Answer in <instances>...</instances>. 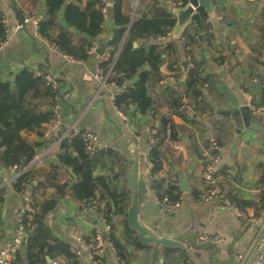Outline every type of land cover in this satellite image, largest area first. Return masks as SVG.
<instances>
[{
	"label": "crops",
	"instance_id": "0c3cea01",
	"mask_svg": "<svg viewBox=\"0 0 264 264\" xmlns=\"http://www.w3.org/2000/svg\"><path fill=\"white\" fill-rule=\"evenodd\" d=\"M16 2L25 20L38 21L45 11V0ZM105 2L107 6L102 11L85 17L71 0L61 15V23L66 29L77 36L94 37L93 45L97 50L85 62L70 61L52 49L51 45L39 38L34 24L20 32H12L10 44L0 54V101L7 108L20 113L21 128H45V140L50 146L37 156L42 158L41 168L52 165L58 150H52L53 146L62 138L66 127L77 123L78 131L97 135L104 146L118 150L124 157L120 146L127 139L124 149L129 151L132 159L137 160L139 178L146 183L152 165L147 160L151 144L149 142L148 145L145 139L150 126L157 120L148 117L132 122L128 116H123L114 105L115 96L123 90L107 83L103 85L98 80L101 74L99 65L107 60L117 62L130 31V28L113 25L111 8L114 0ZM11 7L10 0H0V13L12 29L18 22ZM208 15L214 37L203 43L201 48L191 50L192 56H182V62L189 64L194 58L204 65L206 75L217 80L215 91L212 94L205 92L204 98L215 112L187 125L186 134L192 138L190 141L188 137L184 138L189 145L183 143L176 146L182 154L183 167L188 170L180 183L174 182L182 194L179 207L174 210L160 207L147 183L148 194L143 199L158 210L139 204L140 224L160 238L182 244L186 251L165 250L154 245L146 246L149 247L148 251L129 249V256L133 258L131 264H191L197 260V256H200L198 261L201 264H206L208 257L215 253L213 261L216 263L252 264L257 242L264 237V207H256L264 199L260 194L264 189V111H258L264 108L258 109L262 106L264 89L255 83V80H264V67L258 62L264 38V0H214ZM162 41L164 39L159 44ZM157 43L148 41L147 45ZM102 47L104 55L99 57L97 53ZM183 64L177 67L181 70H177L174 76L169 68L162 69L166 76L163 86L168 88L186 81L190 65L184 69ZM244 108L252 111L251 127L236 135L235 123L220 117L218 113L238 112ZM195 111L190 109L189 116L195 117ZM167 112L168 108H161L159 114L165 115ZM52 116L59 117L62 125L49 132L47 126ZM241 118L246 123L247 114L242 113ZM174 122L183 127L179 119L176 118ZM221 123L229 131L224 147L219 149L221 160L218 172L223 177L220 185L235 202L252 205L251 209L239 207L256 218L255 226L243 227L234 215L220 213L215 205L205 204L199 198L204 190V169L200 164L201 158L205 157L202 138H211L216 143L223 128ZM127 166L128 171L131 168L129 162ZM179 171L178 167L173 168L174 173L178 174ZM98 173L104 175V168H100ZM15 174L16 171H7L0 166V198L4 199L0 204V255L13 237L12 221L24 204V198L12 186L6 185L15 178ZM57 179L59 183H72L74 180L67 168L59 170ZM40 180L47 181L43 175ZM183 183L189 192H182ZM28 192H32L30 187ZM46 192L47 195L53 193L52 190ZM130 196L132 199L131 192ZM48 226L55 237L74 246L77 245L76 237L90 234L96 227V219L67 199L62 202L58 215L48 220ZM98 228L105 237L106 227L100 225ZM203 236L211 238L212 242L202 243L200 238ZM119 237H122L121 231ZM134 237L138 240L135 233ZM211 246H215L216 250H199L200 247ZM106 259L108 264H119L110 251H107ZM84 264H91L88 258H85Z\"/></svg>",
	"mask_w": 264,
	"mask_h": 264
},
{
	"label": "trees",
	"instance_id": "16d2710c",
	"mask_svg": "<svg viewBox=\"0 0 264 264\" xmlns=\"http://www.w3.org/2000/svg\"><path fill=\"white\" fill-rule=\"evenodd\" d=\"M132 2L133 0L113 2V25L117 28H130V31L118 61H103L99 65L100 75L107 78L106 83L109 86L123 90L116 95L114 103L119 113L128 116L132 122L148 117L157 120L150 126L149 135L145 139L148 145L149 142L151 144L147 155V160L152 165L150 189L160 207L168 204L180 205L182 194L177 191L174 182H179L188 170L183 167V157L176 150V146L183 145L184 137L191 140L192 137L185 131L187 125L198 122L201 116L214 114L212 106L204 98L205 92L212 94L215 91L217 80L206 75L204 65L193 58L189 62L190 71L184 83L168 88L160 87L166 78L162 69L169 68L174 76L177 70H181L176 66L183 64L182 56H192L191 50L195 51L203 43L210 41L214 32L208 13L201 9L194 16L192 27L182 36L181 41H175L172 35L177 19L172 12L176 7H185L188 0H139L134 18ZM70 3L71 0H45V11L38 18L37 34L64 56L85 62L89 59L91 49L95 47L94 37L77 36L63 26L61 15ZM169 3H174L176 7L168 5ZM74 4L85 17L102 11L107 6L105 0H74ZM4 20L0 13V45L5 39ZM201 33H207L206 38H202ZM161 39L164 41L159 44ZM148 41L158 43L147 45ZM141 42L144 43L139 45ZM262 96V106L258 109L264 107V94ZM161 108H168L167 114L160 115ZM192 108L196 110L195 117L189 116ZM55 116H52V120ZM19 118V112L7 108L0 101V166L7 171L20 172L22 175L11 186L16 193H28L34 200L33 212L26 216L24 222V250L14 256L11 264H78L72 255L75 245L55 237L48 226V220L58 215L62 202L67 199L79 205L80 210L96 208L90 213L96 219V227L90 234L81 235L87 245H94L95 233L103 223L110 229L108 239L114 246L119 264H131L133 258L129 256V249L148 251L149 247L142 246L135 239L127 224L131 205L130 191L125 181L127 157L121 156L114 148L90 155L81 135H76L60 141L52 165L31 168L37 156L49 149L50 143L45 140V128H21ZM176 118L183 123V127L174 122ZM221 127V136L215 140L219 148L224 147L229 131L222 123ZM168 133L170 143L167 142ZM202 140L205 157L201 158L200 164L205 171L211 164L210 158L218 153L211 151V144L214 143L211 138L203 136ZM206 151L210 153L206 155ZM165 166L168 167L167 170ZM175 166L181 170L178 174L173 172ZM102 167L104 175L98 173ZM61 168H67L71 172L74 179L72 183L58 182L57 176ZM41 175L47 181L41 182ZM29 187L31 193L28 192ZM220 187L241 209L252 208L249 203L235 202L228 191L221 185ZM46 190H52L53 193L47 195ZM3 202L1 197L0 204ZM261 205L264 207V199L261 200ZM119 231L122 237H119ZM95 262L108 264L106 255L95 258Z\"/></svg>",
	"mask_w": 264,
	"mask_h": 264
},
{
	"label": "built area",
	"instance_id": "2783aa9c",
	"mask_svg": "<svg viewBox=\"0 0 264 264\" xmlns=\"http://www.w3.org/2000/svg\"><path fill=\"white\" fill-rule=\"evenodd\" d=\"M169 5L172 7H176L174 3H169ZM32 24H34V26L38 29V21L35 19H26L24 26L16 25V27L11 29L8 27V22L4 20L3 27L5 29V39L3 43L0 45V54L10 44V41L12 38V32H20L23 29L28 28V26ZM206 36H207V33H201L202 38H206ZM52 49L58 51L55 47H52ZM96 50H97L96 47H93L90 51V54L95 53ZM65 57L66 59L70 61H75L70 57H67V56ZM258 62L260 66L264 67V38H263L262 47H261V50L258 56ZM98 80L102 82L103 85H105L107 78H103L99 74ZM50 83L52 84L51 81ZM255 83L264 89V80L263 81L255 80ZM258 111H264V108ZM61 125H62V122L60 118L56 117L54 120L49 122L47 126V130L51 132L55 128H60ZM65 130L66 131H64V135L62 136L60 140H58L55 143L52 150H55L56 148L59 147L61 140L65 138H72L73 136H76V135H81L85 148L90 155H95L102 151L111 149L108 146H104L100 142L99 138L93 133L88 132V131H83V132L78 131L77 123L73 124L69 128L66 127ZM167 142L168 143L171 142L169 133L167 137ZM211 145H212L211 151L217 152L218 154L210 158L211 164L206 168V170L203 173L204 190L200 194L199 198L205 204L215 205L220 213H227V214L234 215L242 222L243 227L251 226V225L255 226V224H257L256 218L252 214L242 211L235 203H233V201L229 197H227L224 194L223 190L219 186L220 185L219 183L223 180L222 175L219 174L218 172V164L220 163V160H221V155H220V150H219L220 148L215 143H212ZM176 150L179 151L178 148H176ZM209 153H210L209 151H206V155H208ZM33 167H37V168L42 167V158H36L31 168ZM151 171L152 170H150L149 178L147 180V185L149 186L152 184ZM21 175L22 174L20 172H16L15 178H12L11 181L7 183L6 185L11 186ZM215 175L216 177H214ZM176 189L179 191V188L177 186H176ZM260 194L264 196V189L260 192ZM20 196L24 198V204L19 210V212L13 218V221H12V228L14 231L13 237L6 244L3 252L0 255V264H11L14 256L18 253H21L25 247L26 231H25L24 222H25L26 216L29 213L33 212L34 200L32 199L31 195L28 193L20 194ZM259 205H261V202H259V204H256L257 207ZM177 207H179V205H173V204L166 205V208L169 210H174ZM94 208L95 207L87 210V212L88 213L93 212ZM100 225L105 226L103 223H101ZM105 227H106V236L104 237L101 235L100 229L97 230L95 233V240H94L93 246L87 245L84 239L82 238V236L76 237L77 245H75V248L72 249V255L78 264H84L85 258H88L91 264H97L95 262V258L103 257L107 255V251L112 252L115 256L114 246L108 239V234H109L110 229L107 226ZM200 240L202 243L212 242L211 238L207 236L201 237ZM116 260L119 263V260L117 258ZM53 264H58V263L56 262ZM252 264H264V237L261 238L257 242L256 253L252 261Z\"/></svg>",
	"mask_w": 264,
	"mask_h": 264
},
{
	"label": "water",
	"instance_id": "95a60500",
	"mask_svg": "<svg viewBox=\"0 0 264 264\" xmlns=\"http://www.w3.org/2000/svg\"><path fill=\"white\" fill-rule=\"evenodd\" d=\"M214 0H188V3L185 7L182 9H173V15L177 19V24L175 26L172 38L175 41H181L182 36L188 31L192 25H193V18L198 13L199 10L203 9L206 12L209 13L210 8L213 6ZM12 5V11L15 14L16 21L18 22L19 26H24L25 23V17L19 13V10L17 9V2L16 0H10ZM139 0H133L131 4V10L133 11V18L136 15V11L138 8ZM41 8H43V4L41 5ZM212 15V14H210ZM135 48H138V45H135ZM99 57H103L104 55V49L103 47L99 52L97 53ZM118 61V60H117ZM184 69H187L188 64H183ZM242 113L247 114V121L245 123L244 120H242ZM220 117L231 119L236 127V135H241V133L246 129L251 127L252 122V111L250 108H244L238 112H228V111H221L218 113ZM243 121V122H242ZM243 123L245 126H243ZM183 143L186 145H189V142L183 138ZM127 143V139L123 141L122 145L120 146V150H122L125 153V156L128 159V162L131 165V168L126 173V180L129 186V191L133 194V197L131 199V205L128 211L127 216V224L130 228V230L135 233L138 236V241L142 246H150L154 245L157 247H160L165 250H175L180 249L183 251H186V249L183 247L182 244L176 243L174 241H170L167 239L160 238L153 233H151L149 230H147L143 225L139 222V204L143 205L145 208L155 209L158 210L157 207L154 205H151L147 203L143 198L148 194V189L146 186V183L139 178L138 175V162L135 159H132V155L129 153V151H126L124 149V145ZM182 192H189V189L185 183L182 185ZM214 249L216 250L215 246L211 247H200L199 250H210ZM216 254V253H215ZM215 254H212L208 257V262L206 264H234V263H223L219 262L216 263L213 261ZM200 259V256H197V260H193L194 264H201L198 260ZM49 263H51L50 260H48Z\"/></svg>",
	"mask_w": 264,
	"mask_h": 264
},
{
	"label": "rangeland",
	"instance_id": "374dc122",
	"mask_svg": "<svg viewBox=\"0 0 264 264\" xmlns=\"http://www.w3.org/2000/svg\"><path fill=\"white\" fill-rule=\"evenodd\" d=\"M186 63L188 64V62H186ZM188 65H189V64H188ZM176 67H180V66L177 65ZM162 86H163V85H162ZM96 136H97V135H96ZM97 137H98V136H97ZM98 138H99V137H98ZM164 208H166V207H164ZM166 209H167V208H166ZM13 259H14V258H13Z\"/></svg>",
	"mask_w": 264,
	"mask_h": 264
}]
</instances>
